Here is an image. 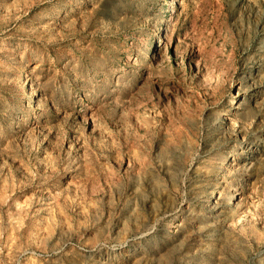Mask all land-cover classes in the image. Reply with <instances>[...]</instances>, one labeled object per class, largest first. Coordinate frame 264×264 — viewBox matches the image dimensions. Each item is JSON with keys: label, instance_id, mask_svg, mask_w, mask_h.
I'll return each instance as SVG.
<instances>
[{"label": "rangeland", "instance_id": "1", "mask_svg": "<svg viewBox=\"0 0 264 264\" xmlns=\"http://www.w3.org/2000/svg\"><path fill=\"white\" fill-rule=\"evenodd\" d=\"M0 264H264V0H0Z\"/></svg>", "mask_w": 264, "mask_h": 264}]
</instances>
